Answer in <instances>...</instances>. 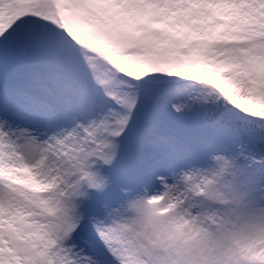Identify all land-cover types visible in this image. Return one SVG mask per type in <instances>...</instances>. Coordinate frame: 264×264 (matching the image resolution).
Segmentation results:
<instances>
[{
	"label": "snow or ice",
	"instance_id": "6c2138e0",
	"mask_svg": "<svg viewBox=\"0 0 264 264\" xmlns=\"http://www.w3.org/2000/svg\"><path fill=\"white\" fill-rule=\"evenodd\" d=\"M0 264H264V0H0Z\"/></svg>",
	"mask_w": 264,
	"mask_h": 264
}]
</instances>
